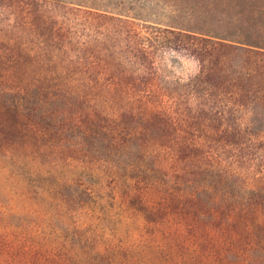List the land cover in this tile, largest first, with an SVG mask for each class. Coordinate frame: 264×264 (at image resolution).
Returning a JSON list of instances; mask_svg holds the SVG:
<instances>
[{"label":"rangeland","instance_id":"obj_1","mask_svg":"<svg viewBox=\"0 0 264 264\" xmlns=\"http://www.w3.org/2000/svg\"><path fill=\"white\" fill-rule=\"evenodd\" d=\"M21 1L0 0V264H264V116L188 88L229 55L182 38L144 57L124 16L70 3L144 0ZM143 6L162 28L264 30V0Z\"/></svg>","mask_w":264,"mask_h":264},{"label":"trees","instance_id":"obj_2","mask_svg":"<svg viewBox=\"0 0 264 264\" xmlns=\"http://www.w3.org/2000/svg\"><path fill=\"white\" fill-rule=\"evenodd\" d=\"M26 1V0H25ZM31 1V0H30ZM36 1V0H34ZM61 1V0H56ZM22 2V1H21ZM38 2V1H37ZM146 0H144L145 4ZM71 4L87 8L89 13L100 15L99 12H106L108 14H116L124 16L126 26L130 27L128 34H134L141 42L140 52L144 57L156 53L165 47H170L172 43L182 41V38L190 40L201 39L204 44H193L189 48H194L195 53H202L201 55L225 54L229 55V60L226 61L219 72L209 76L206 72L208 64L201 61L202 73L198 75L188 88L195 91L197 94H215L217 96L213 105L216 106L220 116H231L232 120H237L236 112L239 110L237 107L230 106L226 101L234 99L235 96H242V101L237 102L239 107L245 108V112L252 114L254 119L252 124L257 123V118L264 116V97L259 98L261 87L264 81V30L262 28L255 30L252 33H247L243 36H237L235 32H231L226 37H221L219 34H214L211 31H202V33L186 31L181 28L166 25V28L160 27L163 23L158 21H149L143 16L145 6H121V5H96L85 6L70 2ZM143 3V2H142ZM24 4V0L22 2ZM124 7V8H123ZM139 22H150L147 25H138ZM236 35V36H234ZM173 37V41L171 40ZM179 49L187 50V46H177ZM240 56H248L247 62L236 64L234 57L241 58ZM84 76L88 77L87 70L82 68ZM219 92V93H216ZM246 95V97H245ZM244 100V101H243ZM262 101L260 105L259 102ZM236 102V101H235ZM245 104H242V103ZM234 103V104H237ZM257 103V104H256ZM215 108V107H211ZM221 110V111H220ZM261 123V122H260Z\"/></svg>","mask_w":264,"mask_h":264}]
</instances>
